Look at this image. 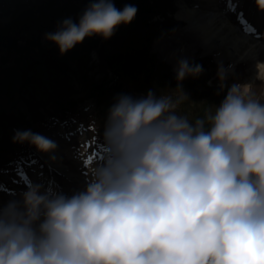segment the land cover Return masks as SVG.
<instances>
[{
  "label": "clouds",
  "instance_id": "clouds-1",
  "mask_svg": "<svg viewBox=\"0 0 264 264\" xmlns=\"http://www.w3.org/2000/svg\"><path fill=\"white\" fill-rule=\"evenodd\" d=\"M256 6L264 12V0ZM136 13L90 0L78 23L66 18L45 39L63 55L86 37L111 38ZM230 68L218 65L221 90ZM255 70L264 84V61ZM201 73L177 61L176 100L118 96L84 190L68 197L29 184L0 207V264H264V100L254 83H232L192 122L177 112L188 101L180 85ZM26 142L42 153L58 147L17 130L13 143Z\"/></svg>",
  "mask_w": 264,
  "mask_h": 264
},
{
  "label": "trees",
  "instance_id": "trees-1",
  "mask_svg": "<svg viewBox=\"0 0 264 264\" xmlns=\"http://www.w3.org/2000/svg\"><path fill=\"white\" fill-rule=\"evenodd\" d=\"M113 2L117 9L125 5L137 9L132 22L120 25L109 39L86 37L61 55L45 35L66 18L78 23L90 0H0V169L13 162L14 150L22 145L13 143L15 132L36 133L29 123L39 125L47 115L75 114L91 107L101 137L118 96L140 98L151 90L157 97L169 92L173 100L178 98V93L170 92L177 89L176 74L151 51L155 39L177 28L178 23L167 17L173 0ZM195 64L209 70L205 61ZM199 78L187 77L180 85L188 101H182L177 112L192 122L213 112L211 104H221L228 89L207 87L202 92Z\"/></svg>",
  "mask_w": 264,
  "mask_h": 264
},
{
  "label": "rangeland",
  "instance_id": "rangeland-1",
  "mask_svg": "<svg viewBox=\"0 0 264 264\" xmlns=\"http://www.w3.org/2000/svg\"><path fill=\"white\" fill-rule=\"evenodd\" d=\"M175 14L174 15H168L167 17L172 20V22H177V28L175 31H173L171 34L162 36L161 38L155 39L152 43V53H154L158 59L159 62H165L168 64L172 72L176 74V67H177V61L180 59H187L190 64H192L197 59H201L202 61H205V63L209 66V70L203 69L202 73L199 75V83L201 85L202 92H205V89H208L207 87L212 88H218L220 86V81L217 76V69L218 65L220 63H223L225 68H231L229 69V75L227 80L224 82L227 84L228 81H233L234 83H254L256 86L253 89V92L255 93V97L259 99H264V84H261L260 81H256L254 78V72L252 69V62L250 60L243 61L241 63H235L232 59H230L227 56V53L225 49H215L211 54L206 53L205 47L202 45L201 39L196 35V33L193 31V29L185 30L184 21L179 20L177 18V13H179L181 6H186L188 8H194L198 4L201 6V2L198 0H175ZM243 9H240L237 7L235 11H232L230 13H226L223 10V3L222 0H215L213 7L216 8L220 14L223 15V17H226V20H228L231 24H233L235 27L238 25L240 28H242L245 31H249L252 35L258 36L260 47L259 57L261 61H264V12H261L257 9L256 6V0H243L242 1ZM177 8V9H176ZM173 8H168L169 12L171 13ZM243 13V14H241ZM160 17V15H159ZM158 18V15H157ZM258 44V45H259ZM178 55V58L175 56ZM175 57L176 59H174ZM216 86V87H215ZM227 88L228 85H225ZM74 95H78L76 91L73 92ZM212 105V111L214 112V107H218L220 104H211ZM93 112H88L86 115H81L79 118H82V120H85L83 122L84 127H88L87 122L88 120H91L93 118ZM55 127V124L50 126ZM57 127V126H56ZM44 129V128H43ZM50 130L49 128H47ZM86 129V128H85ZM44 131V130H43ZM41 131V134L44 136L46 135V132ZM87 132V131H86ZM87 135V139L90 140V135L85 133ZM53 141H56L58 145L57 150H62L65 153L69 154L72 157V161L75 164H71L68 162L67 159L63 158V161L60 163H63L66 166V169H68L71 173H78L76 172L77 165L78 167L82 166L79 165L78 160L73 157V150L71 147H73V144L69 143H63L59 138L53 137L52 135L49 137ZM59 141V142H58ZM61 143V144H60ZM65 145L61 147L62 145ZM82 149L84 148V151L86 154L82 156H91V149H88L84 146H80ZM91 151V152H90ZM39 155L41 154L40 151H38ZM41 156V155H40ZM65 157V156H64ZM42 158V157H41ZM87 159V157H85ZM47 160V159H46ZM29 161V159H28ZM45 162V161H44ZM43 162L42 159V165H46ZM48 162V161H47ZM27 165H30L29 162H25ZM45 172L48 171V168L45 167ZM29 174L32 175V172L29 171ZM1 176V175H0ZM5 181H8L10 179L9 176H5ZM25 180V179H24ZM20 176H18L16 173L12 175V181L6 186V191L3 190V192H0V207L6 205L9 201H20L22 200V189L21 184L22 182ZM62 184L71 185V183L65 179L64 177H61ZM83 182V181H82ZM84 188L86 187V183H82ZM84 188H81L80 191L84 190ZM5 191V192H4ZM20 198V199H19Z\"/></svg>",
  "mask_w": 264,
  "mask_h": 264
},
{
  "label": "bare ground",
  "instance_id": "bare-ground-1",
  "mask_svg": "<svg viewBox=\"0 0 264 264\" xmlns=\"http://www.w3.org/2000/svg\"><path fill=\"white\" fill-rule=\"evenodd\" d=\"M194 8L182 6L177 13V18L185 22V30L193 29L201 39L206 53H212L215 49H225L227 56L235 63L250 60L254 76H256L255 63L260 60L259 52L261 45L259 41L249 35L241 33L226 17L213 7L215 0H198ZM259 44V45H258ZM177 55V54H176ZM178 58V55L175 56ZM173 57L174 59H176ZM48 160L55 166L59 163L60 154L55 150L53 153H44ZM62 170L61 166H56ZM74 189V188H73ZM50 191L58 192L55 187ZM75 190V189H74ZM77 191H68L72 196Z\"/></svg>",
  "mask_w": 264,
  "mask_h": 264
}]
</instances>
